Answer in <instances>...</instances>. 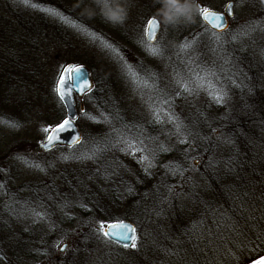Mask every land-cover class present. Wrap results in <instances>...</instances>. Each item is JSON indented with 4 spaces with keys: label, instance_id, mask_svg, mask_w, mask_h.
<instances>
[{
    "label": "trees",
    "instance_id": "1",
    "mask_svg": "<svg viewBox=\"0 0 264 264\" xmlns=\"http://www.w3.org/2000/svg\"><path fill=\"white\" fill-rule=\"evenodd\" d=\"M35 1L40 9L53 0ZM248 2L247 13L235 17L222 33L204 26L198 12L191 21L169 24L159 40L166 49L163 58L143 52L142 41L146 40L142 32L128 39L133 51L143 55L136 63L139 79L155 74L164 94L175 91L176 72L187 75L189 60L193 71L211 69L216 73L209 79L213 91L226 92L222 103L209 91H202L187 99L173 96L174 102L163 106L186 126L182 129L186 144L179 142L181 137L164 112L163 123L154 121L148 97L155 103L160 94L133 85L122 62L103 48L100 54L109 72L108 97L101 103L96 85L89 93L95 108L80 122V127H87L83 142L73 148H57L63 156L53 160L56 165L59 161L66 165L60 173L67 187L62 205L67 202L69 210L62 205L56 212L47 210L39 202L43 198L37 194L38 186H27L32 200L11 202L0 222V264H246L264 253V0ZM40 12L48 18V13ZM112 30L121 39L127 31L116 23ZM214 34L222 35L219 45ZM184 43L190 47L179 53ZM116 63L121 68L115 72ZM53 98L59 111L50 120L51 126L65 117L56 93ZM113 125L135 147H112L117 142ZM38 130L34 141L19 146L25 153L34 151L39 160L17 161L41 175L44 170L29 166L34 162L44 169L43 163L50 160L38 143L47 133ZM96 144L108 147L93 159H83ZM198 154L208 163L203 189L185 174ZM113 174L126 176L120 181L122 187L112 185ZM106 187L112 191L101 194ZM122 208L127 219L138 226L136 248L120 247L97 233L99 218L116 220L115 210ZM32 209L44 218L33 217ZM78 220L83 223L80 233H70ZM66 238L71 255L64 261L53 251ZM104 244L110 247L104 248Z\"/></svg>",
    "mask_w": 264,
    "mask_h": 264
},
{
    "label": "rangeland",
    "instance_id": "2",
    "mask_svg": "<svg viewBox=\"0 0 264 264\" xmlns=\"http://www.w3.org/2000/svg\"><path fill=\"white\" fill-rule=\"evenodd\" d=\"M226 1L194 0L195 3L201 2L204 6L216 10H222ZM32 2L36 3L35 0ZM104 3L113 7L119 3L126 9L125 21L120 24L127 30L124 32V39L112 33L115 23L105 17ZM77 4H80V7H77ZM85 4L88 11H85ZM48 5L47 8L63 13L70 21L79 24L92 35L85 36L83 32L73 29L51 13H48V18L45 19L39 8L26 7L19 3V0H0V185L4 186L0 189V222L4 219V213L11 202L23 201L25 198L32 200L29 198L32 195L26 190L29 185L38 186L37 194L43 198V201L39 199V202L49 211L52 209L56 212L66 198L64 193L67 187L60 174L66 166L65 162L59 161V165L53 162L54 159L60 160L63 152L55 150L52 153H45V159L50 160L43 163L44 174L41 175L36 174L38 171L35 173L28 165L17 161L20 160L17 157L29 158L31 161L39 160L31 149L25 153L19 143L34 141L39 127L41 129L53 127L49 122L59 111L53 93H56L57 80L68 60L77 58L75 63L86 64L91 68L95 88L97 85L101 94V103L105 102L110 82L109 72L101 59L103 55L100 54L104 43H114L118 46L124 58L137 70L136 63L143 59V55L133 51L134 45L128 39L139 32L143 34L147 20L153 15L160 18L162 23L159 40L169 26L164 25L160 14L159 10L162 7L160 0H85V3H81L80 0H53ZM248 8V0H235V17L241 18L247 13ZM94 37H103V42L99 39L93 42ZM142 50L148 53L144 48ZM120 68L118 63L113 65L115 72ZM90 100L89 94L85 96V112L80 114L79 125L83 121L82 116L90 108H95L96 104ZM84 128H87L86 124L81 130L87 135ZM43 140L44 138L38 141L39 145ZM198 156L189 164L185 174H189L191 180L203 189L206 174L204 169L208 163L203 162L201 154ZM125 177L113 174L112 185L122 187L124 184L120 181ZM184 185L183 188L186 189L187 179ZM85 187L87 188L86 184ZM110 189L104 188L101 194L110 193L112 191ZM61 208L69 210L67 207ZM114 215L116 220L127 219L125 208L115 210ZM107 222L108 220L102 218L98 220V224L105 225ZM82 225L83 223L78 220L69 232L80 233L79 228ZM138 239L139 235L137 241ZM67 241L66 238L57 243L53 251L55 257H62L64 261L69 259L71 248L68 246L65 251L60 252L59 247ZM106 247L110 246L104 244V248Z\"/></svg>",
    "mask_w": 264,
    "mask_h": 264
},
{
    "label": "snow or ice",
    "instance_id": "3",
    "mask_svg": "<svg viewBox=\"0 0 264 264\" xmlns=\"http://www.w3.org/2000/svg\"><path fill=\"white\" fill-rule=\"evenodd\" d=\"M81 2V0H80ZM19 3L23 4L26 7L31 8H38V5L36 3H33L32 0H19ZM81 3H85V0H82ZM79 5V6H78ZM77 7H80V4L76 5ZM104 7H106V4H103ZM231 7V6H229ZM198 16L200 19H202L203 22H205L206 25H210L212 29L219 30L220 33L223 32L224 28L226 27L224 23L223 16L218 14L217 12L211 10L208 6L204 5H198ZM85 9H87V5L85 4ZM40 11H43L45 13H51L54 16H57L62 22L68 23L73 29H76L77 31L83 32L85 36L92 35L89 33L86 29L82 28L79 24L70 21L67 16H65L63 13L58 11H53L48 8H40ZM105 17L116 24H122L125 21L126 14L121 13L120 15H117L110 10L104 11ZM79 19V17H77ZM164 20V19H163ZM181 20L191 21L192 17H188L187 19L181 18L178 22ZM176 22V23H178ZM176 23H165L164 25L168 24H176ZM161 28V21L157 18L156 15H153L150 19L146 22V27L144 29V35L147 36L146 41H142V46L144 47L145 51L148 52L149 55L157 56L160 58L164 57L165 54V47L157 41V31ZM96 39L101 40L103 42V37H94L93 42L96 41ZM213 39L218 43L222 42V35L220 34H214ZM232 39H236V36H233ZM104 47L113 53L119 61L122 62V66L125 69V74L129 78L130 82L133 85H136L137 88H144V89H152L153 91L160 94L161 99L153 103V97H148V106L151 111L152 117L156 123H163L164 121L161 118V113L164 112V115L168 117V122L172 123L174 125L175 131L178 136L181 137L179 142L181 144L188 143V140L186 136H184L182 129H186V126L182 124V122H177L178 118L175 117L170 111H165L163 106L171 105L174 101L171 97H184L187 99L188 97H195L199 92L202 91H209L213 98L216 99L218 102H223L226 96V92L223 90H220L219 92L213 91L211 86V80L209 79L214 78L216 76V73L213 72L211 69H201V71H193L191 68V60L188 61L189 64V71L187 75H185L182 72H176L173 76V85L175 88V91L173 93H167L164 94V92L160 89L159 83H158V77L155 76V74H149V76L141 80L139 79V72H137L134 68V65L129 63L124 56L121 53V50L118 46H116L114 43H104ZM190 47L189 44L184 43L179 46V53L186 52L187 49ZM179 53H177L179 55ZM225 62H229L227 59H225ZM203 72V75L201 74ZM151 80L152 82L149 83L148 81ZM91 84L89 83L88 79L84 77L83 71L81 67H69L64 70V73L61 74L60 79L57 81V86L55 88V91L59 97V100L61 102H68L72 96L73 91H78L81 94H84L88 90H90ZM141 99H144L143 96H141ZM160 105V106H157ZM97 123L101 122L99 120L96 121ZM72 126V116L68 115L67 117H62L56 124L55 128L50 129L49 127H45L43 129L44 132H56L59 130H64L65 128H69ZM112 131L116 133L117 135V142H114L111 146L112 147H119L121 144L125 145L127 148H133L135 147L134 143L131 140H125L124 136L120 134V130L117 129L114 125L112 127ZM192 133L189 131L188 135H191ZM58 139V137H57ZM77 142L79 143L80 137L76 138ZM141 144H143V141H140ZM54 144V138L53 135H48L46 142H42L41 146L45 148L48 151H51V146ZM107 145L104 148H101L98 144L93 145L92 149L87 155L82 156L83 159H93L94 156L101 151H104L107 149ZM121 151L124 150V148L120 149ZM141 151H144L143 148L140 149ZM166 150V149H165ZM67 159L68 157H64ZM17 159L23 160L25 163H28V161L23 157H17ZM30 167L39 168L41 171L44 169L39 165L35 163L29 164ZM180 170V169H177ZM107 178V176H105ZM4 186L0 185V189H3ZM6 194V192H5ZM264 195V193H262ZM70 205L65 202L62 207H69ZM82 207L84 205H81ZM31 213L33 217L37 219H43V214L35 209L31 210ZM97 233L101 235L106 241L107 240H133L135 241L136 237L134 235H131L132 233H135V228L131 226L130 224L123 223V222H116V223H110L107 225V229H105L104 223H100L97 228ZM262 244H264V236L261 237ZM125 247H128L127 244H125ZM132 248H136L137 245L135 242L131 245ZM251 264H264V254L260 255L258 258L253 259L251 261Z\"/></svg>",
    "mask_w": 264,
    "mask_h": 264
},
{
    "label": "water",
    "instance_id": "4",
    "mask_svg": "<svg viewBox=\"0 0 264 264\" xmlns=\"http://www.w3.org/2000/svg\"><path fill=\"white\" fill-rule=\"evenodd\" d=\"M196 5L198 6V5H202V4L200 2H197ZM229 6H231V7H229ZM211 10H213V11L217 12L218 14H220L221 16H223L224 23L226 25V27L224 28L223 31H225L230 26V19L234 16V1H232V0L228 1L226 3V5H225L223 11L214 10V9H211ZM207 26L210 29H212L210 25H207ZM212 30L219 32V30H216V29H212ZM159 32H160V29L157 31V37L159 35ZM157 37H156V39H157ZM146 39H147V36H146ZM69 67H73V68L81 67L82 71H83V74H84V77L86 79H88L89 83L91 84V88H90V90H88L84 94H81L78 91L74 90L70 100L68 102H62L63 105L65 106V109H66V117L68 115L72 116V126L69 127V128H65L64 130H59V131H56V132H51L50 131L48 133V135H50V134L53 135V138H54V144L51 146V150L56 148V147H58V146L73 147V146H76L77 144L81 143L82 140H83V133L81 132L77 121L79 119V111L83 112L85 110V104H84L82 99H83V97L85 96L86 93H88L89 91H91L93 89L94 80H93V77H92V71L87 65L68 63L63 68L62 73H64V70L69 68ZM75 95L81 100V102L79 104V110H78L77 105H76ZM57 137H58V139H57ZM77 137H80L79 143L76 140ZM46 140H47V137H46V139L43 142H46ZM41 148L43 149V151H48L45 148H43L42 146H41ZM116 222H123V223H127V224H130L131 226H133L135 228V233H132L131 235H134L137 238V226L131 220L125 219V220H117V221L109 222V223H107L105 225V229H107V225L108 224L116 223ZM110 241H112L114 243H117L118 245H120L122 247H125V244H127L128 247H130L132 245V243L134 242L133 240L124 241V240H115V239L110 240ZM67 245H68L67 243H63L61 245V247H60V251L63 252L65 250V248L67 247ZM248 264H251V262L248 263Z\"/></svg>",
    "mask_w": 264,
    "mask_h": 264
},
{
    "label": "clouds",
    "instance_id": "5",
    "mask_svg": "<svg viewBox=\"0 0 264 264\" xmlns=\"http://www.w3.org/2000/svg\"><path fill=\"white\" fill-rule=\"evenodd\" d=\"M160 3L162 7L159 11L165 23H176L181 18L187 19L192 17L197 11V5L194 0H160ZM105 4L106 7L103 6L104 11L110 10L117 15L126 14V9L119 3L114 7L108 3ZM85 11H88V9H85Z\"/></svg>",
    "mask_w": 264,
    "mask_h": 264
}]
</instances>
